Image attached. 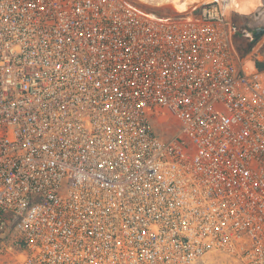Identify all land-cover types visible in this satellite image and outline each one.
<instances>
[{
	"label": "built area",
	"instance_id": "obj_1",
	"mask_svg": "<svg viewBox=\"0 0 264 264\" xmlns=\"http://www.w3.org/2000/svg\"><path fill=\"white\" fill-rule=\"evenodd\" d=\"M200 5L0 0V264H264V70Z\"/></svg>",
	"mask_w": 264,
	"mask_h": 264
},
{
	"label": "rangeland",
	"instance_id": "obj_2",
	"mask_svg": "<svg viewBox=\"0 0 264 264\" xmlns=\"http://www.w3.org/2000/svg\"><path fill=\"white\" fill-rule=\"evenodd\" d=\"M141 9L159 14H175L204 3L225 1V17L230 32L244 48H250L246 60L256 56L264 61V0H129ZM202 264H242L231 257L213 254Z\"/></svg>",
	"mask_w": 264,
	"mask_h": 264
},
{
	"label": "trees",
	"instance_id": "obj_3",
	"mask_svg": "<svg viewBox=\"0 0 264 264\" xmlns=\"http://www.w3.org/2000/svg\"><path fill=\"white\" fill-rule=\"evenodd\" d=\"M230 38L236 57L239 59V61H246L249 71L264 70V61L261 59V57L253 56L246 60L247 56L250 54V48H244L242 43L237 40V37L233 35L232 32H230Z\"/></svg>",
	"mask_w": 264,
	"mask_h": 264
}]
</instances>
